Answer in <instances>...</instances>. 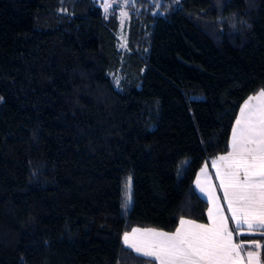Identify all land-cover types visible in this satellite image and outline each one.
<instances>
[{
	"label": "trees",
	"instance_id": "obj_1",
	"mask_svg": "<svg viewBox=\"0 0 264 264\" xmlns=\"http://www.w3.org/2000/svg\"><path fill=\"white\" fill-rule=\"evenodd\" d=\"M0 0V264H155L204 223L196 172L264 95V0ZM129 182V188L128 186ZM264 264V230L235 238Z\"/></svg>",
	"mask_w": 264,
	"mask_h": 264
},
{
	"label": "rangeland",
	"instance_id": "obj_2",
	"mask_svg": "<svg viewBox=\"0 0 264 264\" xmlns=\"http://www.w3.org/2000/svg\"><path fill=\"white\" fill-rule=\"evenodd\" d=\"M129 1L95 0L104 12L111 8L118 11L120 43L125 35L124 7ZM227 148L225 157H218L209 166L202 165L193 180L194 191L206 202V221L197 223L179 217L176 229L171 233L134 228L129 233L130 241L123 240L130 250L152 259L155 264L246 263L242 244L235 238L264 230V203L258 201L264 197L259 199L256 195L264 193V182L261 181L264 180L261 178L264 177V95L261 92L240 105ZM238 156L244 166L258 168L259 178L247 179L250 174L245 172L239 184L234 180L237 174L231 165L238 162ZM260 184V188L254 187Z\"/></svg>",
	"mask_w": 264,
	"mask_h": 264
},
{
	"label": "crops",
	"instance_id": "obj_3",
	"mask_svg": "<svg viewBox=\"0 0 264 264\" xmlns=\"http://www.w3.org/2000/svg\"><path fill=\"white\" fill-rule=\"evenodd\" d=\"M243 103V102H242ZM239 109H240V107H239ZM239 109H238V111H239ZM227 155V153L226 154H224V155H221V156H218V157H225ZM218 157H216L215 159H217ZM215 159H213V160H215ZM240 159V156H238V158H237V160H238V162H236L235 164H232L231 165V169L233 170V172H235L237 175L234 177V180L239 184L241 181H242V174H244L245 172H247V173H249L250 175L247 177V179H257V178H259V175L258 174H260L259 173V170H258V168H256L255 166H244L243 165V163L239 160ZM212 160V161H213ZM212 161H210L207 165L209 166L210 165V163L212 162ZM261 172H262V170H261ZM239 175H241V176H239ZM263 176H264V174H263ZM261 178H264V177H261ZM262 182H264V180H261ZM263 186H264V184H263ZM254 187H258V188H260L261 187V184L260 185H256V186H254ZM257 195V197L259 198V199H262L263 197H264V193L262 192V194H260V193H257L256 194ZM260 195V196H259ZM258 201H262V202H259V203H264V200H258ZM257 202V201H256ZM130 233V232H129ZM129 233H126V234H124L123 236H122V239H121V241H122V244L126 247V248H128L129 249V247L126 245V243H124V239H125V241L127 242V241H130V234ZM126 237V238H125ZM136 254V253H135ZM137 255H139V254H137ZM139 256H141V255H139ZM243 257H244V259H246V263L245 264H258V259H257V255H256V253L254 252H243ZM150 259V258H149Z\"/></svg>",
	"mask_w": 264,
	"mask_h": 264
}]
</instances>
